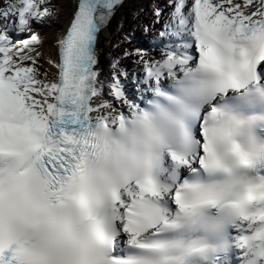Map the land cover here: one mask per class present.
<instances>
[{
	"label": "snow or ice",
	"instance_id": "6c2138e0",
	"mask_svg": "<svg viewBox=\"0 0 264 264\" xmlns=\"http://www.w3.org/2000/svg\"><path fill=\"white\" fill-rule=\"evenodd\" d=\"M167 3L131 96L124 0H76L58 59L53 0L0 7V264H264V0Z\"/></svg>",
	"mask_w": 264,
	"mask_h": 264
},
{
	"label": "rangeland",
	"instance_id": "374dc122",
	"mask_svg": "<svg viewBox=\"0 0 264 264\" xmlns=\"http://www.w3.org/2000/svg\"><path fill=\"white\" fill-rule=\"evenodd\" d=\"M71 1L72 0H55L54 4H56V6H57V11L54 13V20L53 21L48 20L46 22V26L43 27L44 28L43 30H46L47 28H51L54 30V29H58V27H62L64 25L65 19L67 18L66 13H67L68 7L72 4ZM141 2H143V0ZM121 12H123V10L119 11V14H118L119 16H121ZM126 13L130 14L129 9L127 11H125L124 15ZM119 16L117 19V27L115 28V31L113 29L110 40H113V38L116 35H120V34L126 32L128 29L127 25L131 21H133L130 19L131 17H129V20L126 23H123L122 17H119ZM123 24H124V26H123ZM52 38H53V36H50L48 34L44 35V43H43V47H42L41 51H43L45 53L46 57L51 55L55 59V55L53 52V50L55 51V49L52 47ZM40 64L43 66V70L49 69V65L47 64L46 59L41 60Z\"/></svg>",
	"mask_w": 264,
	"mask_h": 264
},
{
	"label": "bare ground",
	"instance_id": "6f19581e",
	"mask_svg": "<svg viewBox=\"0 0 264 264\" xmlns=\"http://www.w3.org/2000/svg\"><path fill=\"white\" fill-rule=\"evenodd\" d=\"M74 5V4H73ZM73 13H74V7L72 6V4L68 7V10H67V19H66V21H65V24H64V26H62V27H58V29H54V30H45L44 32H46L48 35H50V36H53V38H52V47L53 48H56L55 47V39L57 38V36H58V34L59 33H61V32H63L64 31V27H65V25L67 24V21H68V19H69V17L70 16H72L73 15ZM118 14H119V11L118 12H116V15H114V21H113V19L111 20V22H110V24H109V26H108V29H105L101 34H100V38H99V42H98V50H99V48H100V46L102 45V43L106 40V37H105V34L107 33V32H109L112 28H113V22H115V19L117 18V16H118Z\"/></svg>",
	"mask_w": 264,
	"mask_h": 264
},
{
	"label": "trees",
	"instance_id": "16d2710c",
	"mask_svg": "<svg viewBox=\"0 0 264 264\" xmlns=\"http://www.w3.org/2000/svg\"><path fill=\"white\" fill-rule=\"evenodd\" d=\"M147 3H153V0H145V3L143 2V4L141 5L145 6ZM138 8H141V7L138 6Z\"/></svg>",
	"mask_w": 264,
	"mask_h": 264
}]
</instances>
